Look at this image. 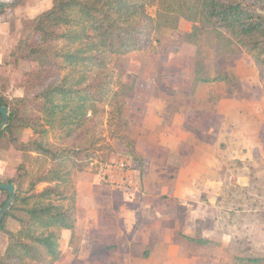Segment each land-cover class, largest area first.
<instances>
[{
  "label": "rangeland",
  "instance_id": "1",
  "mask_svg": "<svg viewBox=\"0 0 264 264\" xmlns=\"http://www.w3.org/2000/svg\"><path fill=\"white\" fill-rule=\"evenodd\" d=\"M50 7L51 0H25L0 15V94L32 95L21 85L29 62L14 67L7 63L8 52L32 19ZM147 12L154 17L155 7ZM115 70L122 81L134 80L125 96L124 136L145 160H135L124 143L100 126L101 143L109 147L97 152L85 171L74 173L75 186L82 190L88 178H95L101 188L134 197L135 208L145 211L138 220L141 240L94 245L77 226L73 240L60 237L61 256L55 264H232L238 257L264 258V95L253 60L228 38H217L209 27L180 17L156 33L149 48L120 56ZM195 73L208 81H195ZM152 95L160 98V119L154 118L155 102L147 100ZM197 109L205 111V121L200 116L197 122ZM176 111L186 116L185 140L166 131ZM203 123L204 130H197ZM18 133L23 140L32 135L25 128ZM160 138L171 153L185 158L177 161L156 149ZM158 150L161 158L151 160ZM30 160L0 142V183ZM120 163L126 165L123 170L117 169ZM84 219L80 215V224ZM6 226L16 230L18 223L8 218ZM6 241L0 231V252Z\"/></svg>",
  "mask_w": 264,
  "mask_h": 264
},
{
  "label": "trees",
  "instance_id": "2",
  "mask_svg": "<svg viewBox=\"0 0 264 264\" xmlns=\"http://www.w3.org/2000/svg\"><path fill=\"white\" fill-rule=\"evenodd\" d=\"M24 1L0 0V15ZM148 7H155L154 17ZM180 17L243 50L258 68L264 95V0H51L16 39L7 63L29 62L21 85L32 95L0 94L9 115L0 142L31 160L18 164L6 181L14 185L15 198L0 222L7 240L0 264H55L61 231H69L71 240L78 236L74 173L109 147L101 143L100 126L141 163L124 136L125 96L132 87L116 72V61L149 48L153 36ZM194 79L208 81L197 73ZM18 128L32 135L23 140ZM0 194L1 207L8 193ZM8 218L18 223L16 230L7 228ZM232 264H264V258L238 257Z\"/></svg>",
  "mask_w": 264,
  "mask_h": 264
},
{
  "label": "crops",
  "instance_id": "3",
  "mask_svg": "<svg viewBox=\"0 0 264 264\" xmlns=\"http://www.w3.org/2000/svg\"><path fill=\"white\" fill-rule=\"evenodd\" d=\"M133 81L134 80L132 79L130 81L125 80L124 82L127 84H133ZM136 81H135V86L138 83V82L136 83ZM173 85H175L174 87L175 89H179L181 91L185 89L181 85L179 86L176 84ZM134 93L135 95H137L136 98L141 97V94L138 93V90ZM153 97L154 95L150 96L147 100L149 101L151 99L150 100L151 103L155 102V105L152 106V109L155 112L154 118L160 119L161 115L160 113H157L160 111L158 104L160 98L157 97L153 98ZM199 110L197 109V114H195V117H197V122L200 121V116L202 120L205 121V111L202 110V113L200 114ZM184 117H186L184 112L179 113L176 111L174 113V120L172 124L166 127L167 132L170 133L172 132L175 135H178V138L179 136H181L182 140H185L187 138L189 132L186 129ZM158 122L159 120L156 121V123ZM197 128H198L197 130L201 129L203 131L205 128V123L197 124ZM172 140H174V138H172ZM167 143L168 142H163L162 139L161 140L158 139L157 144H155V147L156 149L164 150L165 156L168 155L170 158L178 157L176 158L177 161H179V157L182 159L185 158L184 155H178L175 152L171 153L170 146H168ZM136 146L138 149V145ZM138 152L139 154L137 153L136 154L142 160H145V154L144 153L142 154L141 151ZM155 153H156L155 155L150 154L151 160H154V158L157 155H159L160 152L158 150ZM157 158H161V156H157ZM97 182L98 180L95 178L94 179L88 178L86 180V185H85L88 188H85V186H83L84 188L82 190H80L79 189L80 186L77 185V193L79 196V208L77 211V226H79V228H82L83 230L86 231L85 236L90 237L91 238L90 243L94 245L106 244L111 241H115L116 239H118V241L124 240V242H127L129 244H131L136 239L140 241L142 227H140L141 224H138V220L140 219V215H142L141 211L142 213H145V211L141 210L142 208H139L138 205L135 208V205L132 202L134 197L130 199V197H128V195L126 194H121L116 191H109L107 189L101 188L99 187ZM143 206L146 207L145 205ZM148 212L152 213V212H156V210L149 208ZM82 214L85 219L80 224V215ZM136 221H137L136 224L137 227L135 228L134 222ZM92 230L93 232H91ZM62 235L68 238L70 232H68L67 230H63L61 231V238ZM82 237L84 238V234Z\"/></svg>",
  "mask_w": 264,
  "mask_h": 264
},
{
  "label": "water",
  "instance_id": "4",
  "mask_svg": "<svg viewBox=\"0 0 264 264\" xmlns=\"http://www.w3.org/2000/svg\"><path fill=\"white\" fill-rule=\"evenodd\" d=\"M0 114H1V120H0V132L4 129V127L8 124V110L4 106H0ZM0 190H5L8 193V197L5 201V203L0 208V222L3 218V216L6 214L10 206L12 205V202L15 198V187L12 183H0Z\"/></svg>",
  "mask_w": 264,
  "mask_h": 264
},
{
  "label": "built area",
  "instance_id": "5",
  "mask_svg": "<svg viewBox=\"0 0 264 264\" xmlns=\"http://www.w3.org/2000/svg\"><path fill=\"white\" fill-rule=\"evenodd\" d=\"M125 167H126L125 163L117 164V169L118 170H123Z\"/></svg>",
  "mask_w": 264,
  "mask_h": 264
}]
</instances>
